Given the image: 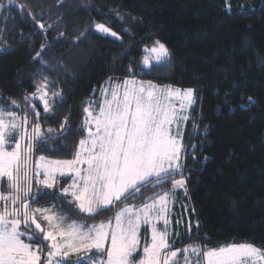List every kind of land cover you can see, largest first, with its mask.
I'll use <instances>...</instances> for the list:
<instances>
[{"label":"trees","instance_id":"trees-1","mask_svg":"<svg viewBox=\"0 0 264 264\" xmlns=\"http://www.w3.org/2000/svg\"><path fill=\"white\" fill-rule=\"evenodd\" d=\"M37 21L52 28L45 32ZM96 22H105L122 39L96 32L91 27ZM59 32L65 35L59 37ZM80 32L86 36L74 43ZM156 39L169 48L170 63L141 71L144 45ZM41 43L51 45L42 52L47 66L32 60ZM130 64L136 79L193 88L198 94L182 158L195 209L193 230L175 246L213 248L231 242L264 249V0H0L1 102L23 116V97L35 91L41 74L63 89L54 116L43 114L34 101L42 129L56 138L37 145L33 163L38 156H74L84 136L78 129L85 101L96 97L108 78H131ZM12 99L21 107L10 106ZM69 114L70 130L59 135ZM49 127L57 132L48 134ZM69 179L59 180L55 192ZM6 185L5 180L1 191H7ZM162 187L168 190L171 184ZM33 192L32 208L55 203L70 220L86 225L115 211L90 218L52 190L37 191L34 185ZM127 202L139 205L142 199Z\"/></svg>","mask_w":264,"mask_h":264},{"label":"snow or ice","instance_id":"snow-or-ice-1","mask_svg":"<svg viewBox=\"0 0 264 264\" xmlns=\"http://www.w3.org/2000/svg\"><path fill=\"white\" fill-rule=\"evenodd\" d=\"M28 15L35 20L30 11ZM116 15L119 17L118 12ZM37 24L45 32L52 28L51 24L47 28L39 21ZM91 27L122 39L105 22ZM64 35L58 33L59 37ZM85 36L80 32L74 43ZM50 46L41 43V51L32 60L47 66L42 52ZM143 52L141 71L170 63L171 52L159 39L145 44ZM128 72L131 78L122 83H113L109 78V87H101L98 111L92 101L83 108L85 115L78 130L84 136L70 160L40 156L33 163L37 145L56 138L42 129L41 112L34 102L39 101L43 114L54 116L63 103V89L54 87L55 81L42 74L34 81L35 91L23 97V116L0 109V188L7 182V191H0V264H73V255L77 257L74 264H82L81 257L91 264H181V256L183 264H201V257L203 264H264V249L251 243L207 249L199 245L175 246L176 240L171 237L179 238L180 234L169 231V197L175 189H184L187 194L181 164L182 122L190 119L187 113L195 103V90L138 81L132 64ZM248 101L251 103L252 97ZM11 105L21 107L15 99L10 100ZM69 119L70 114L65 115L59 135L70 130ZM46 131L51 134L57 129L49 127ZM57 175L72 176L71 183L59 193L55 192ZM169 182L171 188L165 190L162 186ZM34 185L37 191L52 190L57 199L74 205L78 214L90 218L115 211L98 224L69 222L68 214L56 210V205L31 207L36 198ZM69 196L71 200L66 199ZM130 199H142V203H128ZM142 228L147 229V235L141 252ZM93 250L99 254L95 259L85 255Z\"/></svg>","mask_w":264,"mask_h":264},{"label":"rangeland","instance_id":"rangeland-1","mask_svg":"<svg viewBox=\"0 0 264 264\" xmlns=\"http://www.w3.org/2000/svg\"><path fill=\"white\" fill-rule=\"evenodd\" d=\"M125 78H127V77H125ZM125 78L111 77V80H112L113 83H122ZM136 80H138V81H147V80H139V79H136ZM152 83L153 84H156L154 82H152ZM156 85H159V84H156ZM102 86L105 87V88L109 87V78L99 88V91H98V93H99L98 101H95V99L90 100V101L93 102L94 106H95V103L97 102L96 103V106H95V109L97 111L99 109V102L102 100V93H101V87ZM160 86H165V85H160ZM172 87L173 88L185 89V88H181V87H177V86H172ZM197 95H198L197 94V91L195 90V101H196ZM7 106L8 105H5L4 103L1 102V98H0V109H3L4 111H11ZM86 106H89V102H87ZM177 107H179L178 104H177ZM190 110H191V108L188 110V113H187L189 116H190ZM189 120L186 121V122H182L183 144H184V141H185L184 140V135H185L186 131L189 130ZM173 132H175V127L174 126H173ZM9 150H11V149L9 148ZM183 151H184V149H183ZM183 151L181 153V164L182 165H183V161H182ZM39 157L40 156H38L37 159ZM46 158L49 159V160H68V159H70V158H49V157H46ZM68 176H70V179H69L70 181L67 183V185H69L71 183V180H72V176L71 175H68ZM64 177H66V176H64ZM64 177H61V176L57 175V180L59 181V180H61ZM41 179H43L42 176H41ZM0 191H1V189H0ZM52 205H56V204L55 203H52V204H49L48 206L47 205L40 206L39 208L50 207ZM0 207H2V203H0ZM169 207L171 209V215H170V221H171V223H170V226H169V231L171 233H179L180 234L179 235V238H177L175 235H172V237H171L172 240H176V242H177V241L181 240L185 236V232L186 231L188 233H190L189 226H191V231L193 230V225H192L193 220L191 218V212H192L193 206H192V203H191V200H190V195L188 193V190H187V194H185L184 189H175V190H173L172 193L170 194V197H169ZM34 208H38V206H36ZM56 210L60 211L57 206H56ZM106 220L107 219H105L103 221H106ZM70 221L71 220H69V222ZM175 221H176V228H175V226H173V223ZM177 221H181V222L179 224H177ZM182 221H184V223H182ZM100 222L101 221H99L97 223H94V224H98ZM188 222H190V223H188ZM89 225H91V224H89ZM159 226L161 228H163V224L162 223ZM184 226L186 227V229L184 228ZM145 237H146V235L143 236V239L144 240H145ZM24 239L27 241V238L26 237H24ZM144 240L141 241V252H142V247H143ZM229 244H231V243H229ZM232 244H241V243H232ZM187 245H199V246L205 248L203 245H201V243H190V244H187ZM221 246H227V245L226 244H223V245H219V246H216V247H213V248H219ZM183 247H179V248H183ZM44 251L46 252L47 250H44ZM93 259H95V258H93ZM135 259L138 260L139 259V256H136ZM192 259L195 260V257H193ZM180 261H181V264H183V257L182 256L180 257ZM84 264H91V262L89 260H87ZM201 264H203V258L202 257H201Z\"/></svg>","mask_w":264,"mask_h":264},{"label":"crops","instance_id":"crops-1","mask_svg":"<svg viewBox=\"0 0 264 264\" xmlns=\"http://www.w3.org/2000/svg\"><path fill=\"white\" fill-rule=\"evenodd\" d=\"M98 98H99V93H98V95L96 96V97H93V98H89V99H87L86 101H85V106H86V104H87V102H89L90 100H92V99H95V101H98ZM97 103V102H96ZM96 103H95V106H96ZM84 106V107H85ZM74 158V156L72 157V158H70V159H73ZM70 159H68V160H70ZM70 181V180H69ZM68 181V182H69ZM67 182V183H68ZM67 185V184H66ZM65 185V186H66ZM49 205V204H48ZM47 205V206H48ZM40 206H45V205H40ZM40 206H38V207H40ZM78 222V221H77ZM79 223H81V222H79ZM182 223H184V221H182ZM188 223H190V222H188ZM83 224V223H82ZM182 225V224H181ZM173 226H175V228H176V221L173 223ZM184 228L186 229V227L184 226ZM145 235H147V229H144V228H142V232H141V241H143L144 239H143V236H145ZM231 243V242H230ZM229 243H226V245H228ZM232 244V243H231ZM223 245V244H222ZM85 255H87V256H91L92 258H96L99 254L98 253H96V251L95 250H93L92 252H90V253H86ZM76 259H77V257L75 256V255H73L72 257H70V260L73 262V264H74V262L76 261ZM83 259V257H81V260ZM87 260H85V259H83L82 260V264H84L85 262H86Z\"/></svg>","mask_w":264,"mask_h":264}]
</instances>
